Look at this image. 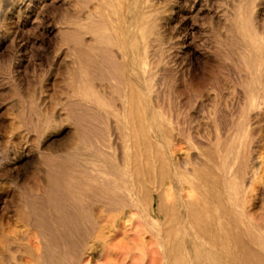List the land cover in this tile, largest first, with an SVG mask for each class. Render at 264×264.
I'll return each mask as SVG.
<instances>
[{
	"label": "bare ground",
	"instance_id": "1",
	"mask_svg": "<svg viewBox=\"0 0 264 264\" xmlns=\"http://www.w3.org/2000/svg\"><path fill=\"white\" fill-rule=\"evenodd\" d=\"M54 1L63 83L0 70V264H264V0H214L208 47L213 0H0V40Z\"/></svg>",
	"mask_w": 264,
	"mask_h": 264
},
{
	"label": "rangeland",
	"instance_id": "2",
	"mask_svg": "<svg viewBox=\"0 0 264 264\" xmlns=\"http://www.w3.org/2000/svg\"><path fill=\"white\" fill-rule=\"evenodd\" d=\"M202 6V11L194 14L192 17H199L200 22L204 25L202 39L206 47L212 44L213 31H215L216 24L214 21L210 20V14L217 9V2L212 1L210 5ZM63 4L61 1H54L47 3L41 13L43 14L42 23L39 27L34 26L30 23L33 17H28L21 15L18 18L15 14L9 19L10 35L3 40H0V70L5 71V68L11 61L15 60L16 72L21 77L24 84L28 87L32 85L37 79H42L47 73L49 74V88L50 91H54L63 80L56 77L53 81L56 72L57 65L54 63V53L56 45L58 44L59 37L58 34L53 31L54 21L57 20L63 10ZM184 14L181 13L176 23L185 20ZM188 25L193 24L191 18L186 19ZM222 23L228 25L231 20L228 16H223ZM220 29L225 33V27L221 26ZM195 34L197 30L195 29ZM14 38V44L11 39ZM64 71V69H60ZM222 105L225 107L226 120L229 124H233V115L230 111L233 110V83L229 84L223 90V97L221 101ZM213 112L211 111L210 101L206 102V108L204 112V120L206 123V128L204 131L206 133H212L214 127L212 126ZM70 133V127L65 126L59 133L54 135L55 142H61V140ZM30 155L25 156L23 159L11 162L7 164V168L11 170L14 174L20 171H26L30 169Z\"/></svg>",
	"mask_w": 264,
	"mask_h": 264
}]
</instances>
